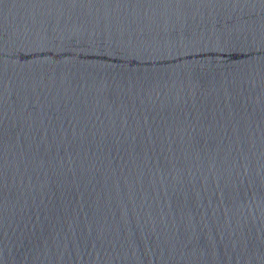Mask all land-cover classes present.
<instances>
[{
  "label": "water",
  "instance_id": "95a60500",
  "mask_svg": "<svg viewBox=\"0 0 264 264\" xmlns=\"http://www.w3.org/2000/svg\"><path fill=\"white\" fill-rule=\"evenodd\" d=\"M0 264H264V0H0Z\"/></svg>",
  "mask_w": 264,
  "mask_h": 264
}]
</instances>
